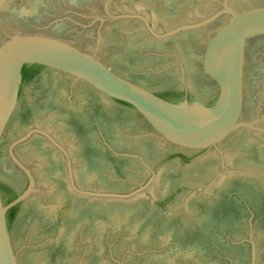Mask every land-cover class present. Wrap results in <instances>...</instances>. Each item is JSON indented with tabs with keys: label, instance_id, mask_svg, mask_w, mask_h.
Returning <instances> with one entry per match:
<instances>
[{
	"label": "water",
	"instance_id": "obj_1",
	"mask_svg": "<svg viewBox=\"0 0 264 264\" xmlns=\"http://www.w3.org/2000/svg\"><path fill=\"white\" fill-rule=\"evenodd\" d=\"M0 264H264V0H0Z\"/></svg>",
	"mask_w": 264,
	"mask_h": 264
},
{
	"label": "trees",
	"instance_id": "obj_2",
	"mask_svg": "<svg viewBox=\"0 0 264 264\" xmlns=\"http://www.w3.org/2000/svg\"><path fill=\"white\" fill-rule=\"evenodd\" d=\"M34 72H35L34 70H32V71L28 70V68L24 65V66L22 67V69H21L22 79H25L26 77L32 75ZM170 95H171V94L169 93L167 96L164 97V99L167 100V101H170V102H179V101H181L180 98H178V97H177V98H173V97L170 96ZM16 195H17V194L13 195L12 197H10V198L7 199V200H3V202H4L5 204L8 203V202H10L12 199H14V198L16 197ZM17 206H18V204L15 205V206H13V207H11V208L6 212V219H7V218L9 217V215H10V214L16 209Z\"/></svg>",
	"mask_w": 264,
	"mask_h": 264
},
{
	"label": "flooded vegetation",
	"instance_id": "obj_3",
	"mask_svg": "<svg viewBox=\"0 0 264 264\" xmlns=\"http://www.w3.org/2000/svg\"><path fill=\"white\" fill-rule=\"evenodd\" d=\"M28 68V67H27ZM28 70H30V71H32L33 69L30 67V68H28ZM23 80V79H22ZM170 92H168L167 94H165V95H158L159 97H161V98H163L164 99V97L165 96H167L168 94H169ZM179 98L182 100V99H187V100H190V97H189V93L187 92V91H185V90H183V91H181L180 93H179Z\"/></svg>",
	"mask_w": 264,
	"mask_h": 264
}]
</instances>
